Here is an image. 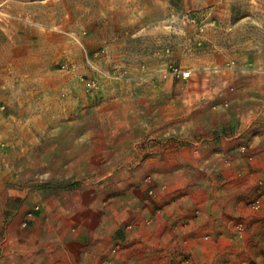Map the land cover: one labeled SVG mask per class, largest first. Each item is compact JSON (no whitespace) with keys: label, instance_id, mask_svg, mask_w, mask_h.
Here are the masks:
<instances>
[{"label":"rangeland","instance_id":"obj_1","mask_svg":"<svg viewBox=\"0 0 264 264\" xmlns=\"http://www.w3.org/2000/svg\"><path fill=\"white\" fill-rule=\"evenodd\" d=\"M26 64L0 264H264V0H0Z\"/></svg>","mask_w":264,"mask_h":264},{"label":"crops","instance_id":"obj_2","mask_svg":"<svg viewBox=\"0 0 264 264\" xmlns=\"http://www.w3.org/2000/svg\"><path fill=\"white\" fill-rule=\"evenodd\" d=\"M224 21L226 20L225 18L221 17ZM244 25L241 23V21H239L238 23H236L235 25V28L236 29H240L241 26ZM240 43V41L238 42ZM11 68H14L15 70L10 73H7V72H3L0 68V77L2 76H5V77H8V76H15V77H27V76H32L33 75V68H36V67H32V64H29V65H24V66H17V67H11ZM29 74V75H28ZM40 86H42L43 84L40 83L39 84ZM39 85H36V86H39ZM34 86V83L29 80V81H20L18 83H15V81H8V83H4L2 81H0V90H3L4 91V95H0V97L2 98H5V100H7L9 103V106L10 108L13 110V112L9 113V115L11 116H14V115H18V116H25L26 113L20 115L18 114V112H16V108L19 107L20 110H23L24 107L27 108V104L25 103H20V104H17L15 103V101L19 100V101H25L27 99L30 100V98L32 96H30L28 92L32 91V88ZM45 90H48L49 87L46 86L44 88ZM37 93H41V91H37ZM43 94V93H41ZM33 98V97H32ZM96 96L94 95H87L85 92H80L79 93V97L77 99V103H81L82 106L83 104H87L88 106H91V105H94L93 103L96 102ZM26 102V101H25ZM76 103V104H77ZM81 108V107H80ZM79 110V109H78ZM5 125H7L8 127L5 128V131H9L12 129L13 127V122H8V123H5Z\"/></svg>","mask_w":264,"mask_h":264},{"label":"built area","instance_id":"obj_3","mask_svg":"<svg viewBox=\"0 0 264 264\" xmlns=\"http://www.w3.org/2000/svg\"><path fill=\"white\" fill-rule=\"evenodd\" d=\"M184 76H185V77H187V76H188V74H187V73H184Z\"/></svg>","mask_w":264,"mask_h":264}]
</instances>
